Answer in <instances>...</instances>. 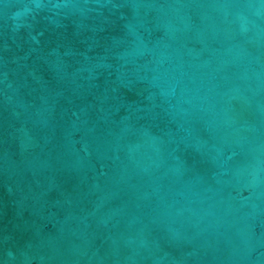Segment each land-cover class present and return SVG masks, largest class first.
<instances>
[{"label": "water", "instance_id": "water-1", "mask_svg": "<svg viewBox=\"0 0 264 264\" xmlns=\"http://www.w3.org/2000/svg\"><path fill=\"white\" fill-rule=\"evenodd\" d=\"M0 264H264V0H0Z\"/></svg>", "mask_w": 264, "mask_h": 264}]
</instances>
